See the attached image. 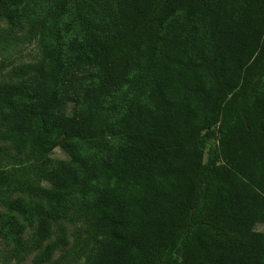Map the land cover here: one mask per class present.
I'll use <instances>...</instances> for the list:
<instances>
[{
  "label": "trees",
  "instance_id": "obj_1",
  "mask_svg": "<svg viewBox=\"0 0 264 264\" xmlns=\"http://www.w3.org/2000/svg\"><path fill=\"white\" fill-rule=\"evenodd\" d=\"M1 21L42 53L0 82L4 264H264V0H0Z\"/></svg>",
  "mask_w": 264,
  "mask_h": 264
},
{
  "label": "rangeland",
  "instance_id": "obj_2",
  "mask_svg": "<svg viewBox=\"0 0 264 264\" xmlns=\"http://www.w3.org/2000/svg\"><path fill=\"white\" fill-rule=\"evenodd\" d=\"M2 37L0 39V82H16V77L11 70L16 66L29 65L37 63L41 58V48L38 37L32 34L27 23H19L12 28H8L5 22H0ZM51 156L56 159H65V155L55 149ZM205 160V155H204ZM263 230V227H258ZM5 241H0V264H4V253L9 250ZM34 256H28L21 264H35ZM195 258L194 253L182 257V264H191ZM85 259H81L79 264H84Z\"/></svg>",
  "mask_w": 264,
  "mask_h": 264
}]
</instances>
